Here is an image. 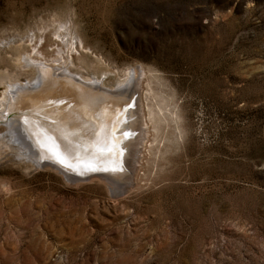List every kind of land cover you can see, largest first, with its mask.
I'll use <instances>...</instances> for the list:
<instances>
[{"label": "rangeland", "instance_id": "obj_1", "mask_svg": "<svg viewBox=\"0 0 264 264\" xmlns=\"http://www.w3.org/2000/svg\"><path fill=\"white\" fill-rule=\"evenodd\" d=\"M53 30L85 77L142 68L167 120L119 194L30 166L2 125L0 264H264V0H0V73L36 77L20 45Z\"/></svg>", "mask_w": 264, "mask_h": 264}, {"label": "bare ground", "instance_id": "obj_2", "mask_svg": "<svg viewBox=\"0 0 264 264\" xmlns=\"http://www.w3.org/2000/svg\"><path fill=\"white\" fill-rule=\"evenodd\" d=\"M54 34L61 39L57 45L62 46H57L56 50L49 53L42 52L41 42L38 43L34 39L24 41L20 45L24 48L23 66L33 67L37 73L36 77L32 76L27 83H23L19 78L21 74H25L22 70L8 73L6 76L0 73V83L7 87L0 100V127L4 125L9 128L11 135L8 138L11 146L21 149V153L27 157L25 163L30 166L57 169L72 181L97 176L107 183L112 192L119 194L123 192V188L128 187L131 174L125 173L126 171L120 173L116 167L108 165L105 158L110 153L109 141L113 139L116 143L115 123L109 120V112H112L114 105H118L120 111L123 110V121L130 119L127 124L132 130L133 138L126 148V168L129 172H139L149 150L153 149V145L149 143L153 133L152 121L156 119L158 130L164 128L167 120L164 110L168 104L160 92H153L152 88L148 90L150 83H147L149 86L145 90L146 73L142 68L141 74L137 73V67L127 69L114 86L104 83L105 75L85 77L83 72L69 66V63L75 66L74 55L77 51L80 60L85 55L79 47L84 50L87 46L79 33L76 31L75 41L69 38L74 35L69 30L54 31ZM129 103L132 104L130 109ZM96 115L99 116L100 124ZM97 123L100 129L96 128ZM126 127L127 125H124L122 128ZM51 137L52 140L58 141L65 139L68 155L72 154L77 159L86 157L87 163L86 160H78L77 164L70 160L73 159L72 156L69 159L53 151V144L49 141ZM115 151L116 149H111L112 153ZM96 170L113 173L108 176L94 174L84 179L75 177V173L86 175ZM70 172L75 173L70 175ZM113 178L118 181L114 182ZM134 179L132 185H129L130 189L135 184L138 186L139 173Z\"/></svg>", "mask_w": 264, "mask_h": 264}, {"label": "water", "instance_id": "obj_3", "mask_svg": "<svg viewBox=\"0 0 264 264\" xmlns=\"http://www.w3.org/2000/svg\"><path fill=\"white\" fill-rule=\"evenodd\" d=\"M76 83H79V81L78 82L76 81ZM107 92H109V91H107ZM131 100H133V99L131 98ZM130 108H132L131 103L128 104V109H130ZM28 109H29V107H28ZM122 111L123 110L120 111V109L118 108V105H114L112 112H109V115H110L108 117L109 120L110 121L113 120V122L115 123L116 130L114 128V131H115L114 132V138H116V143H115V141L113 142V139L111 141H109V149L110 150H108V152H110V153H108L107 157H105V158L107 159L108 165H110L111 167H116L117 170L120 171V173L125 172V171L127 173H129V170L126 168V161H125L127 158L126 148L129 145L130 139L133 138V133H132L131 128H129L128 127L129 125L127 124L130 119H128V121H126V122L123 121L124 118H123ZM96 116H98V115H96ZM97 119L99 122V116ZM132 119H133V117H132ZM99 124H100V122H99ZM124 125H127V127L122 128ZM98 126L99 125L97 123L96 128ZM98 129H100V128L98 127ZM125 134H127V135H125ZM100 135H101V133H100ZM111 138H113L112 135H111ZM49 141L52 142L53 151H55L56 153L63 155L64 157H67L69 159L72 156L73 159H70V160L74 161L75 163H77L76 161H78V160H79L78 162H80V160L81 161L86 160V163H87L88 158H86V157L83 159H81V157L77 159V157L73 156L72 154L68 155V152H67L68 146H66L67 143H66L65 139H61V141L60 140L58 141V140H52V137H51ZM53 141H55V142H53ZM112 148H114V150L116 149V151L114 153L111 152ZM107 149H108V147H107ZM92 161L95 162V160L93 158H92ZM109 170H111V169H109ZM109 173H113V171L107 172L106 170L105 171L104 170H96V171H91L90 173H88L86 175H82L80 173H75V177H77V178L79 177L81 179H84V178L91 177L94 174H103V175L108 176Z\"/></svg>", "mask_w": 264, "mask_h": 264}, {"label": "snow or ice", "instance_id": "obj_4", "mask_svg": "<svg viewBox=\"0 0 264 264\" xmlns=\"http://www.w3.org/2000/svg\"><path fill=\"white\" fill-rule=\"evenodd\" d=\"M125 135H127V134H125Z\"/></svg>", "mask_w": 264, "mask_h": 264}]
</instances>
